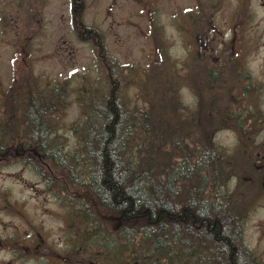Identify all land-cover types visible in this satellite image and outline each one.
I'll return each instance as SVG.
<instances>
[{
  "label": "trees",
  "instance_id": "obj_1",
  "mask_svg": "<svg viewBox=\"0 0 264 264\" xmlns=\"http://www.w3.org/2000/svg\"><path fill=\"white\" fill-rule=\"evenodd\" d=\"M100 44L108 93L89 99L72 129L79 146L68 153L62 140L59 154L61 198L78 214L86 244L110 251L111 264H264L245 243L248 213L232 190L241 172L251 173V162L213 140L222 125L216 101L208 95L204 108L185 110L158 80L146 107L131 105L133 71ZM67 95L62 87L61 114ZM28 117L41 125L38 114ZM55 150L47 147V154L58 166Z\"/></svg>",
  "mask_w": 264,
  "mask_h": 264
},
{
  "label": "flooded vegetation",
  "instance_id": "obj_2",
  "mask_svg": "<svg viewBox=\"0 0 264 264\" xmlns=\"http://www.w3.org/2000/svg\"><path fill=\"white\" fill-rule=\"evenodd\" d=\"M226 1L193 0V7L179 20L184 28L180 33L185 32L184 43L190 54L201 59V76L207 74L219 84L230 81L232 91L225 94L229 99L227 109L220 103L216 113L230 114L229 120L221 121L222 125L236 132L239 151L243 148L250 151L248 160L254 175L251 180L257 182L264 178V28H259L264 25V0H235L233 15L228 20L219 18L217 25H213L212 18ZM45 5L47 0H0V43L13 49V77L6 90L0 86V174L17 168L23 172L7 174L21 186H18L20 199H14L7 189L0 190V264H111L110 251L86 244L83 228V235L79 236L66 223L54 222L58 224L56 227H48L46 223L47 197L63 201L59 160L62 139L58 136L62 86L33 81L24 72L30 65L33 43L44 34ZM85 9L86 0H71L75 27L82 29L87 44L97 42L95 46L99 47L102 42L97 41L98 31L81 23ZM261 13L263 19L255 27ZM259 42H263L262 52L256 50L254 60L260 62L255 67L249 59ZM191 66L187 68L192 70ZM208 95L202 93L203 108ZM48 102H54V116L53 109H47ZM32 111L40 116L41 125L28 117ZM48 119L50 129L55 132L47 139L44 130ZM47 147L56 148L58 166L49 164L54 162ZM25 173L31 174L35 182H25ZM30 201L36 204L31 206ZM122 264H126L125 260Z\"/></svg>",
  "mask_w": 264,
  "mask_h": 264
},
{
  "label": "rangeland",
  "instance_id": "obj_3",
  "mask_svg": "<svg viewBox=\"0 0 264 264\" xmlns=\"http://www.w3.org/2000/svg\"><path fill=\"white\" fill-rule=\"evenodd\" d=\"M193 5V0H86L81 23L98 31L97 41L105 45L107 53L119 64L133 71L128 76L130 84L126 90L131 105L146 107L147 100L153 98L157 92L159 80L165 93L168 87L176 91L170 92V95L177 96L185 110L200 108L202 93L205 92L216 101L218 107L221 103L223 109H227L229 99L225 94L232 91L230 81L219 84L210 80L207 74L201 76V59L190 54L184 43L185 32L184 36L180 33L184 30L179 22L181 15ZM235 11V0L222 3L219 14L212 18L213 25H217L219 18L228 20ZM262 14L258 16L255 27L260 26ZM44 15V34L33 43L30 65L24 72L33 81L37 79L44 85L57 83L67 89V105L60 117L62 121L58 136L67 146L68 153L72 154L79 146V137L72 129L81 122L89 99L97 97V100L99 96L108 93L106 73L98 59L99 51L95 47L97 42L87 44L81 33L82 29L75 27V20L71 17V0H47ZM259 28H264V25ZM262 45L263 42H259L251 52L252 57L249 60L255 67L260 62L254 60L255 53L258 48L262 52ZM12 52L10 46L0 43V86L4 90L13 77ZM192 57H196L194 62H189ZM188 64L192 65V70L187 68ZM168 100L175 104L174 97L170 96ZM181 112L185 113L183 109ZM228 115L230 114L226 112L219 115V123L225 122ZM220 128L212 134L215 143L227 154L247 163L250 151H246L247 148L238 150L236 132L229 130L227 126L221 125ZM60 171L62 177V170ZM8 173L23 172L20 168L5 170L0 174V190L7 189L14 194V199H20L18 186H21L8 178ZM253 176L252 171L241 172L237 180L232 182V190L238 200L245 201L244 206L248 213L245 243L264 262V178L256 182L251 180ZM24 178L25 182H35L29 173H25ZM34 204L36 202L30 201L31 206ZM45 208L48 211V227L66 223L76 231V235H83L78 214L71 209L70 204L55 201L54 196H50L47 197ZM50 213H54L56 217H52ZM54 222L59 223L55 225ZM69 227L68 230H71Z\"/></svg>",
  "mask_w": 264,
  "mask_h": 264
}]
</instances>
